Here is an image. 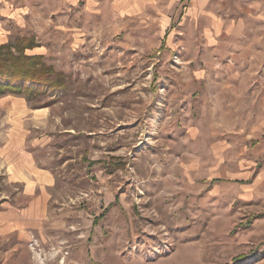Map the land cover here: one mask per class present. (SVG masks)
Masks as SVG:
<instances>
[{
  "label": "rangeland",
  "instance_id": "obj_1",
  "mask_svg": "<svg viewBox=\"0 0 264 264\" xmlns=\"http://www.w3.org/2000/svg\"><path fill=\"white\" fill-rule=\"evenodd\" d=\"M128 1L0 0L67 83L0 93V264H264V0Z\"/></svg>",
  "mask_w": 264,
  "mask_h": 264
},
{
  "label": "trees",
  "instance_id": "obj_2",
  "mask_svg": "<svg viewBox=\"0 0 264 264\" xmlns=\"http://www.w3.org/2000/svg\"><path fill=\"white\" fill-rule=\"evenodd\" d=\"M33 46V40L27 37L0 45V93L9 92L32 99L67 88L63 73L46 64L42 56L25 53L26 48Z\"/></svg>",
  "mask_w": 264,
  "mask_h": 264
},
{
  "label": "crops",
  "instance_id": "obj_3",
  "mask_svg": "<svg viewBox=\"0 0 264 264\" xmlns=\"http://www.w3.org/2000/svg\"><path fill=\"white\" fill-rule=\"evenodd\" d=\"M67 1H71V2H73V0H67ZM70 2V3H71ZM126 4H130V5H137V4H141V2H139V0H130V1H128V2H125ZM245 173V172H244ZM249 174L246 176V177H248V178H250L251 176H253L254 175V173H255V171L253 170V171H249L248 172ZM242 178H244V176H242Z\"/></svg>",
  "mask_w": 264,
  "mask_h": 264
}]
</instances>
